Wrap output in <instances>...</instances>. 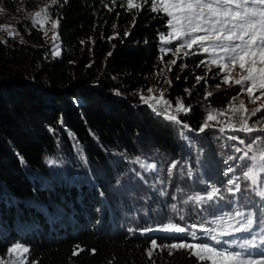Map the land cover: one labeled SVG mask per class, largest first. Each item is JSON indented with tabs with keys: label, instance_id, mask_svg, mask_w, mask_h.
<instances>
[{
	"label": "trees",
	"instance_id": "1",
	"mask_svg": "<svg viewBox=\"0 0 264 264\" xmlns=\"http://www.w3.org/2000/svg\"><path fill=\"white\" fill-rule=\"evenodd\" d=\"M50 2L0 0L22 37H0V256L21 244L27 264H207L188 249H151L153 239L164 245L180 237L141 236L127 225L183 216L180 225L192 231L193 223L215 227L206 221L242 210L258 231L264 197L256 193L264 188L243 178L244 153L259 154L264 132L200 131L208 109L228 106L226 94L210 92L214 74L201 59L178 62L162 95L190 109L169 113L180 124L141 100L163 69L168 17L149 5L130 10L125 0H58L57 56L29 18ZM261 118L249 124L264 128ZM139 157L155 162L160 176L143 175ZM235 177L240 191H228ZM213 186L220 188L213 201L191 202Z\"/></svg>",
	"mask_w": 264,
	"mask_h": 264
},
{
	"label": "snow or ice",
	"instance_id": "2",
	"mask_svg": "<svg viewBox=\"0 0 264 264\" xmlns=\"http://www.w3.org/2000/svg\"><path fill=\"white\" fill-rule=\"evenodd\" d=\"M52 2L56 4L58 0H52ZM144 3H147V0H144ZM127 7L131 10L140 8L142 5L134 2V0H127ZM151 11L163 12L168 17L167 27L171 31L167 37L161 36V40L166 44L173 41L181 42L173 55L181 53L184 49H187V51H183L185 57L190 52L194 55L201 52L208 54L211 57L210 64H214L225 73L221 83L229 86L232 84L239 85L240 95L246 93L253 104L264 99V0H152ZM47 19H49L48 10L45 8L41 12L35 13L34 23L43 26ZM58 25L59 21L56 20L52 22L51 26L55 29ZM45 35H47V32H45ZM57 39L58 34H54L53 40ZM194 47L198 49L197 52H192ZM55 54L59 55V51L57 50ZM171 63L175 64L176 61L172 60ZM204 63L209 64V61ZM237 66L241 70V75L240 78L234 79L232 72ZM200 79L202 78H197V80ZM151 91L149 89V92ZM257 92H259V95L256 94ZM208 95H211V93H208ZM239 98L240 96L238 95L233 97V100L235 101ZM154 99L155 97L145 98L141 96V100L149 104L153 111L156 109L150 103V100ZM159 102L157 101V103ZM163 103L167 104V101ZM262 109H264V105L252 109L249 113L243 100H240L238 108L230 104L227 112L236 113L242 111L246 115L241 116L239 128L232 123H228V127L233 131L244 133L264 131V128L257 129L249 124L251 116H256ZM189 110L183 103H180L175 108L176 112L182 111L186 113ZM164 114L166 119L175 121L178 124L181 123L175 115L168 113L167 108ZM217 115L224 116L226 112L209 114L207 120H214ZM230 120L231 117H229ZM261 120L264 122V118H261ZM183 127L187 128L188 125L183 124ZM208 127L209 124L205 122L200 131H204ZM220 130L224 131V129ZM230 138L239 139L238 137ZM240 143L243 144L244 140L240 139ZM236 151L239 152L240 149H236ZM248 151H252L251 146H249ZM244 158L249 163L245 167L243 178L258 188H264V180H261V177L264 176V147L260 148L258 155L251 157L248 156V152H245ZM135 162L139 163L145 171H151L156 167L154 163L147 164L141 161L140 158H137ZM49 163H55V161L50 160ZM174 168H176V162L170 165V169ZM231 171L233 169L229 168L228 172ZM169 174H171V171H169ZM238 179L239 177H235L227 181V184L230 185L227 188L228 191H232L233 188L237 192L240 191V186L237 183ZM256 194L264 197V191H259ZM219 195L220 188L213 186L206 196L197 194L191 197L190 200L195 204L207 203L213 201ZM220 198L223 199V197ZM187 202L185 201V203ZM171 208L174 212L178 211L176 205H172ZM180 219H183V216ZM206 223L215 224L216 226L205 227L204 223L199 225L193 223L190 227L192 229L198 228L199 231L205 233L206 235L203 238L210 240L211 243H196L195 241L201 239V237L197 236L196 231L189 232L188 227H181L172 222H167L159 229L149 228L144 231L159 230L165 233H186L193 241L189 243L184 240L179 243L174 242L161 246L157 245L156 240L153 239L151 241V249L153 251L158 247L188 249L200 262L209 261L210 264H264V222L261 223L259 231H253L255 220L251 212L246 214L242 210H236L232 215L225 214L219 220L206 221ZM225 224H227V228L224 227ZM235 225H239V227ZM239 232L250 233V237L233 241L222 239ZM28 252L29 249L20 244L12 246L8 250V255L14 257L11 264H27L25 254ZM74 254L78 253L74 251ZM148 254L151 256L152 251Z\"/></svg>",
	"mask_w": 264,
	"mask_h": 264
},
{
	"label": "rangeland",
	"instance_id": "3",
	"mask_svg": "<svg viewBox=\"0 0 264 264\" xmlns=\"http://www.w3.org/2000/svg\"><path fill=\"white\" fill-rule=\"evenodd\" d=\"M125 1L127 3V0H125ZM134 2H136L138 4H141L142 7L143 6H148V5L151 7V4H152V0H147V3H144V0H134ZM54 5L55 4H53V2L51 0V2L49 4L42 5L38 10L30 13L29 14V18L34 23L35 13L36 12H41L43 9L47 8L49 19H47V21L43 23V26H41L38 23H35V25L43 33V35H44V37L46 39V43L48 44L49 48L52 50L54 55H56L55 53H56L57 50L59 51V55H60V52H61V41H60V37H59V34H58V27L53 29L52 26H51L53 21L58 20L56 18V16L54 15ZM161 13H163V12H161ZM16 24H17V17H15V19H12L8 15L1 13V10H0V37H2L3 40H5L7 38L22 40V37H20L19 32L15 28ZM170 31L171 30L168 28L167 33L164 36L167 37V35H168V33ZM45 32H47V35H45ZM54 34H58V39L55 40V41L53 40ZM161 43H162L161 51H162V59H163V62H162L163 69L161 70L158 78L156 77L155 83L151 87L152 91L151 92L147 91V92L144 93V97L145 98L155 97L154 100H150V103L153 104L156 108H161L164 111L167 108L168 113H170V112H172L174 114H178L179 113V112L175 111L174 107H171L168 104H164L163 103L164 100L161 98V94L163 95V93L171 86V84H172L171 83V73L173 71V68L176 65H178V62H180V61L184 62L186 60H189V59L191 60V59H196V58H200L201 59V66H202V68L204 70L206 69L208 71L207 73L212 72L214 74V76L212 77V82L210 81L211 79L209 80L210 81L209 82V85H210L209 86V90H210V92L213 93V94H215V93H224V94H226V96L228 98V106L230 104H233L235 107L238 108L239 104H240V100H243L246 108L249 110V113H250V111L252 109L260 107V105H264V99H261L256 104H253L251 102L249 96L246 93L240 95V86L239 85L232 84L231 86H229V85L221 83L222 77H223V75H225V73H223L222 69L216 67L214 64H210V60H211L210 55L202 53V52L200 54L194 55V54H192L190 52L189 55L185 57L183 55V51H187V49H184L181 53L173 55V53L175 52V49L179 46V44L181 42L180 41H173L172 43L166 44V43H164L161 40ZM163 50H167V51H163ZM197 51H198V49L196 47H194L192 49V52H197ZM59 55H57V56H59ZM172 60H175L176 63L172 64L171 63ZM205 61H209V64H205L204 63ZM185 67H187V66H185ZM244 74H246V73H244ZM240 75H241V70L237 66L233 70L232 76H233L234 79H238V78H240ZM211 76H210V78H211ZM207 77L208 76H206V78ZM217 85H219V87H217ZM256 94L259 95V92H257ZM238 95L240 96V98L234 101L233 97H236ZM157 101H160V102L157 103ZM74 103H76L77 105H80L79 101H75ZM147 105L149 106V104H147ZM228 106H227L226 109H219V108H216V107H212V108L208 109V113H207L206 116H208L209 114H218V113H221V112H226V115H224V116L217 115V118L214 119V120H211V121L206 120V122L209 124V127L206 128L207 130L224 129V131L233 132V130H231L228 127V123H232V124L235 125V122H237L239 124V120H240L241 116L246 115V114L243 113L242 111L241 112H236V113L227 112ZM262 112H264V109H262L257 114L262 113ZM257 114H256V116H257ZM229 117H231L230 121H229ZM254 118H255V116H251L250 119H254ZM250 119H249V121H250ZM218 121H220V122H218ZM235 126L237 128H239L240 125H235ZM250 126H253V125L250 124ZM141 161H143V162H145L147 164H153L154 163L156 165L155 162L150 161V160H141ZM137 166L140 168V170H141L143 175H146V176L154 175V176H157V177L160 176L157 165H156L155 169H153L151 171H145V169L142 168L139 163H137ZM171 206H172V204H171ZM204 210H205V212H207L206 209H204ZM141 219H142L141 217H137L136 219H134L135 220V224L132 223V224L127 225V227L130 229V231H132V233L138 234V235H141V236H144V235H159V236L173 235L175 237H180L181 241L187 240V242H189V243L193 242L190 239V237L188 236V234H186V233L185 234L165 233V232L159 231V230L144 231L145 229H149V228H151V229H159L161 226L164 225V224H162V225L159 224L160 221H161L159 219H162V218H160L158 216H155L154 214H153L152 217H145L144 218L145 221H146L145 225H143V226L142 225L141 226L136 225V223L141 221ZM152 219L158 220V221L151 222ZM176 219H177L176 224L181 226L180 225L181 224V219L179 217L178 218L176 217ZM172 223H174V222H172ZM228 230L232 231L231 229H228ZM192 231H196L197 232V236L201 237V239L195 241L196 243H211L210 240L203 238L206 234L201 232V231H199V229H194ZM189 232H191V231H189ZM243 233H245V232L234 233L233 235H230V236H227V237H223L222 239L225 240V239L229 238L230 241H233V240H231V237L234 236V235L237 236V238L234 239V240H243L245 238H249L250 237V233H245V235L242 236ZM181 241L178 240V241H176V242L174 241V242L175 243H179ZM157 245H159V244L157 243ZM164 245H166V244H164ZM218 247H220V246H218ZM158 248L166 249V250H174V249H170V248H161V247H158ZM233 250H235V249H233ZM252 251H255V250H252ZM25 256H26V259H27V262H28L29 252L26 253ZM13 259H14V257H10L8 255V252H7L6 255L0 256V264H11V261ZM204 262H206L207 264H210L209 261H204Z\"/></svg>",
	"mask_w": 264,
	"mask_h": 264
}]
</instances>
